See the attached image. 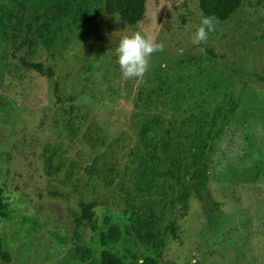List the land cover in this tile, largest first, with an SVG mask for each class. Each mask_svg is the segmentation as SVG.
Segmentation results:
<instances>
[{
  "label": "rangeland",
  "instance_id": "obj_1",
  "mask_svg": "<svg viewBox=\"0 0 264 264\" xmlns=\"http://www.w3.org/2000/svg\"><path fill=\"white\" fill-rule=\"evenodd\" d=\"M19 1L32 16L55 0ZM80 1L87 20H67L32 49L0 23V188L9 213L0 240L9 264H96L105 248L128 264H264V0H242L199 45V0H146L134 25ZM18 9L0 0V16ZM136 31L165 47L142 78L125 80L116 48ZM210 128V199L200 200L183 143ZM79 201L95 204L96 231L75 224ZM147 214L175 227L161 249L136 238L99 242L106 216L122 228ZM78 246L93 255L83 260Z\"/></svg>",
  "mask_w": 264,
  "mask_h": 264
},
{
  "label": "trees",
  "instance_id": "obj_2",
  "mask_svg": "<svg viewBox=\"0 0 264 264\" xmlns=\"http://www.w3.org/2000/svg\"><path fill=\"white\" fill-rule=\"evenodd\" d=\"M19 6L16 13H5L0 16V23L5 24L10 28V37L12 42L28 46L30 49L37 44V38H46L49 32L55 28L62 29V25L71 18L79 20H87V11L76 9L75 4L78 0H55L51 3L43 5L42 13L34 12L30 15V9L26 3L14 0ZM109 15H118L124 22L134 25L144 18L146 0H96ZM86 0H81L80 3H85ZM242 4V0H199V9L205 17H213L216 21H225L234 14ZM83 8V9H82ZM39 17L42 20H39ZM39 20V21H38ZM38 27L34 28L35 22ZM20 40V41H19ZM16 46L14 49H18ZM20 62L24 67L32 68L37 72L52 75L51 68H44L41 62H33L27 58H20ZM214 124V123H213ZM213 126V125H212ZM71 135H74V130L69 129ZM144 140L143 146L148 149L145 132H142ZM212 138V128L206 131L199 143H183L184 149L191 157V165L193 172L191 174L190 190H192L200 200L210 199V194L206 185L207 181V156L206 150L209 140ZM146 139V140H145ZM63 163L51 166L48 170L50 175L57 174ZM183 199L189 196V190L185 189L181 194ZM95 204L93 202H78L79 213L75 216V224L77 226L87 224L92 231L98 229V220L94 211ZM0 216L9 218L8 208L3 199V189L0 188ZM103 224L105 229L99 233V242L102 245L116 243L121 240H129L136 238L137 241L157 251L164 245V238L168 233H175L173 224H163V221L155 214L136 215L132 221L120 228L117 224L111 221L109 216L104 218ZM77 252L81 253L82 259H89L93 255L91 249L82 246L77 247ZM0 258L9 264V253L3 248L0 240ZM154 258H147L144 264H154ZM88 264H95L88 262ZM96 264H128L124 261V257L117 255L111 250L105 248L101 251L99 261Z\"/></svg>",
  "mask_w": 264,
  "mask_h": 264
},
{
  "label": "clouds",
  "instance_id": "obj_3",
  "mask_svg": "<svg viewBox=\"0 0 264 264\" xmlns=\"http://www.w3.org/2000/svg\"><path fill=\"white\" fill-rule=\"evenodd\" d=\"M213 17H204L193 37L194 44L207 41L208 34L215 30ZM164 43L136 31L132 35L123 36L116 48L118 64L125 80L142 78L150 70L151 57L164 50Z\"/></svg>",
  "mask_w": 264,
  "mask_h": 264
}]
</instances>
